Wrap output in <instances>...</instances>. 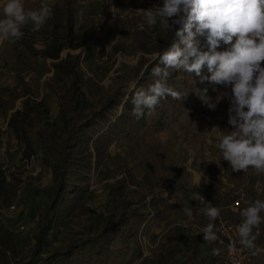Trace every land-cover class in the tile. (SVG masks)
<instances>
[{"label": "rangeland", "instance_id": "374dc122", "mask_svg": "<svg viewBox=\"0 0 264 264\" xmlns=\"http://www.w3.org/2000/svg\"><path fill=\"white\" fill-rule=\"evenodd\" d=\"M70 1L75 34L86 33L90 26L99 25L105 6H108L109 14L94 49L63 51L61 59L72 61L77 58L79 84L87 95L89 81L94 82L97 99L120 84L128 95L133 90L130 85L136 86V82L129 80L140 61L148 60L144 70L158 61L153 45L160 27H150L139 10L162 6L163 0ZM3 3L4 0H0V18H3ZM23 4L25 11L39 10L42 4L53 10L52 17L38 31L32 30L31 22L22 29L33 48L44 49L58 36L63 18L62 0H23ZM125 19L134 24L124 22ZM200 39L204 43V38ZM226 48L222 44L218 50ZM53 71L50 60L43 62L33 56L21 40L0 38V98L7 102L11 91L17 87L18 77H24L31 100L40 103L41 115L45 116L48 111L47 123L55 133L57 145L62 121L55 98L43 86ZM202 72L210 75L206 67ZM177 79L180 83L173 88L187 92L186 96L182 100L169 96L159 109L145 113V126L140 134L131 140H115L102 151L100 165L95 160L93 141L105 130L94 133L87 144L82 143L80 153L88 167L68 179L62 211L68 218L61 227H52L46 233L38 257L32 256V252L40 226L31 212L35 207L42 209L46 205L54 179L49 169L36 162L41 152L24 162L23 145L6 127L12 111L21 109V100L13 104V110H7L8 105L0 107V169L7 189L0 197V224L12 235V247L4 254L0 253V264H81L76 254L88 251L85 241L96 238L101 232L104 219L113 211L114 189L122 184L119 194L125 201L129 199L128 193L134 191L148 194L145 202L134 206L145 218L137 223L132 236L116 237L111 242L107 264H221L224 249L220 242H205L201 229L198 234H189L186 226L190 218L183 209L187 206L192 211L204 213L209 202L219 208L204 190L207 183H204L203 175L219 181L227 189L232 188L230 166L224 164L226 161L218 148L221 131L233 130L228 124L230 104L224 99L215 110L208 109L202 104L199 93L207 88V94L214 98L213 84L209 81L201 83L194 73L183 76L181 72ZM215 87L225 91L222 86ZM124 101L110 115L111 123L122 113ZM98 107L95 100L81 117L88 118L92 109ZM88 153H91L90 161H87ZM218 160L219 166L215 162ZM153 169H157L155 176L151 173ZM11 204L16 207L14 211L8 210ZM232 208L235 210V203ZM214 231L220 239L218 224ZM236 239L239 242V238ZM198 240L199 245L194 250L192 247ZM72 244L80 247L71 257L57 256ZM213 249H219L220 254H214ZM244 253L248 259L245 264H264V247L257 249L255 255L248 249Z\"/></svg>", "mask_w": 264, "mask_h": 264}, {"label": "trees", "instance_id": "16d2710c", "mask_svg": "<svg viewBox=\"0 0 264 264\" xmlns=\"http://www.w3.org/2000/svg\"><path fill=\"white\" fill-rule=\"evenodd\" d=\"M70 5V0H62L63 18L59 25L58 36L46 48L40 50L33 48L25 35L19 39L27 46L33 56L38 57L43 62L47 60L52 62L53 75L44 80L43 86L55 98L58 114L62 121L57 145L55 133L47 123L48 111H45V116L41 115L43 111L39 109L40 103L37 104L31 100L30 90L24 77H18L16 81L17 87L11 91L7 102L0 98V107L4 108L8 105L7 110H13V104L21 100V109L12 111L6 127L14 138L23 145L22 158L28 162L41 152L42 155L37 156L36 162L40 167L49 169L54 179V186L48 194L46 205L42 209L35 207L31 212V215L36 217L40 226L34 239V250L32 252L34 257H38L46 233L52 227H61L66 222L65 218H68L67 215L62 213L64 210L63 206L66 203L64 194L68 186V179L75 172L86 166L88 167L81 157L80 149L82 143L87 144L93 138L94 133L105 130L93 141L95 160L100 165L102 162V151L108 148L115 140L126 141L136 138L145 123L143 117L136 119L131 114L133 109L132 95L135 90L147 88L149 84L154 82L156 79L152 75L154 67L158 65L163 67L158 59V61L152 63L144 70L148 60L142 59L129 80L130 82H136V86L128 95L120 84L118 88H110L108 93L97 99L94 82L90 81L88 87L89 95H87L81 90L79 84L80 75L77 58L67 61V59H61L60 54L67 50L94 49L99 40L102 26L105 24L109 14L108 6L101 10L102 20L99 25L90 26V30L86 33L75 34L73 32ZM124 22H128L131 25L134 24V22L132 23L131 20L127 19ZM180 27L182 26H174L173 31L159 28L156 33L153 52L162 54L171 47L174 41L178 42L179 38L175 36V29ZM143 70L144 74L140 76ZM181 72L171 70V75L168 79L170 86L173 87L180 83L177 77ZM187 74L183 72V76ZM66 82H69V85H66ZM95 100L99 107L92 109V113L88 118H82L81 115L84 110L88 105H93ZM123 101L122 113L115 119L114 123H111L110 115L117 110ZM164 101L165 99H162L155 109H159ZM147 112L149 111L145 109V113ZM53 151L54 154H52ZM86 157L87 161H90L91 153H88ZM1 161L2 157L0 156V164ZM224 164L228 165L229 163L226 161ZM154 170L157 169H153L151 173L155 176L157 173ZM230 171L232 188L227 189L219 181L208 178L209 182L204 190L207 192L208 198H214L221 209L220 216L214 224H218L219 221L223 222L232 229L235 237L239 238L238 226L242 222L240 212L249 206L250 202H254L257 199L264 200V173H257L252 168H249L247 172L242 170L233 172L230 167ZM122 186L123 184L117 188L115 187V192L113 191V200L115 202L113 211L109 217L104 219L101 232L96 238L92 237L85 241L86 245H88V251L82 250L76 254L81 264H107L110 259L111 242L116 237L132 236L135 233L137 223L145 218L144 213L136 211L134 206L145 202L148 194L134 191L128 193L129 199L125 201L124 197L119 194L122 191ZM6 190L5 176L0 169V197L6 193ZM234 203H237L235 210L232 208ZM261 216L264 217V212L261 213ZM209 222V218L204 213L193 211V216L189 219L186 226V231L191 235L194 233L198 234L200 229ZM253 234L257 237L254 242L257 248L250 250L251 252L264 247V223L253 229ZM198 242L200 241H195L192 247L194 250L199 245ZM11 247L12 235L4 230L0 224V253L4 254ZM79 247L80 245L78 244L69 245L64 253L57 256L69 258Z\"/></svg>", "mask_w": 264, "mask_h": 264}, {"label": "clouds", "instance_id": "9594fccd", "mask_svg": "<svg viewBox=\"0 0 264 264\" xmlns=\"http://www.w3.org/2000/svg\"><path fill=\"white\" fill-rule=\"evenodd\" d=\"M2 7L0 38L5 40L21 39L22 29L29 22L32 30L38 31L53 15L47 4H42L39 10L25 11L23 0H4ZM139 11L150 27L172 31L176 25L182 27L175 29L178 42L174 41L170 48L157 54L163 67L153 68L154 82L134 91L131 114L140 119L145 109L154 112L160 101L169 96L182 100L187 92L182 93L168 84L170 70L194 73L201 83L209 81L214 85V98L207 94V88L199 93L204 106L215 110L224 99L230 104L228 124L233 130L221 131L218 148L222 159L233 172H247L252 168L264 173V0H163L162 6ZM222 44L227 48L220 51ZM205 67L210 75L203 74ZM215 86H222L225 91ZM130 87L135 89V84ZM215 162L219 166L220 160ZM202 177L204 183L209 182L207 177ZM183 212L189 218L193 216L190 207H184ZM262 212L264 200L260 199L250 202L240 212L238 236L245 249L257 248L253 229L264 223ZM220 213L221 209L208 203L204 214L210 222L201 229L205 242L218 240L214 222ZM230 248L235 251L234 246ZM213 252L220 254L219 249Z\"/></svg>", "mask_w": 264, "mask_h": 264}, {"label": "built area", "instance_id": "2783aa9c", "mask_svg": "<svg viewBox=\"0 0 264 264\" xmlns=\"http://www.w3.org/2000/svg\"><path fill=\"white\" fill-rule=\"evenodd\" d=\"M24 162H27L24 160ZM237 206V203H235ZM16 209L15 205L11 204L8 206V210L14 211ZM218 226L220 228L219 234L220 245L224 249V259L221 264H245L248 259H246L247 249H245L242 245L238 244L234 233L232 232L231 228L227 227L223 222L219 221ZM230 246H234L235 251H233Z\"/></svg>", "mask_w": 264, "mask_h": 264}]
</instances>
